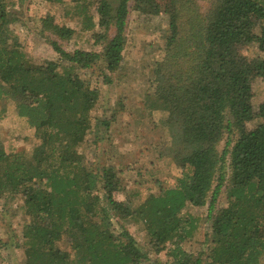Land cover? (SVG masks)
Segmentation results:
<instances>
[{
    "label": "trees",
    "instance_id": "obj_1",
    "mask_svg": "<svg viewBox=\"0 0 264 264\" xmlns=\"http://www.w3.org/2000/svg\"><path fill=\"white\" fill-rule=\"evenodd\" d=\"M197 1L69 0L62 24L42 20L56 56L36 61L9 27L24 23L28 4L0 0V122L10 105L38 139L29 155L0 143V207L16 201L11 214L28 219L22 264H264V101L251 103L264 58L239 53L249 42L264 51V0H208L206 11ZM133 9L168 14L171 35L144 73L131 70L142 125L161 140L128 179L103 141L120 109L93 113L99 83L121 68ZM90 31L97 50L57 40ZM97 65L101 82L80 76ZM166 157L179 169L171 185L154 165ZM150 184L157 189L142 194ZM5 247L0 240V264Z\"/></svg>",
    "mask_w": 264,
    "mask_h": 264
},
{
    "label": "rangeland",
    "instance_id": "obj_2",
    "mask_svg": "<svg viewBox=\"0 0 264 264\" xmlns=\"http://www.w3.org/2000/svg\"><path fill=\"white\" fill-rule=\"evenodd\" d=\"M69 0H25L24 5L28 4V13L24 16L23 24H10L18 36V41L23 45L28 54L36 61H42L56 56L55 51L49 44L47 37L51 34L44 31L42 28V20L44 17L52 18L58 24H62V11L66 8L65 3ZM200 9L206 11L210 5L208 0L197 1ZM71 4V1L69 2ZM25 10V7L23 8ZM94 11V9H93ZM30 16V18H28ZM171 18L168 14L150 15L147 12L139 10H131L128 16L126 27V43L122 52V64L117 74L111 73V80L107 84L100 85V101L94 109L96 117H102L108 106L112 105L120 109L116 117L117 121L112 126V132L103 135L104 146L108 150L107 158L113 163H121L127 168L124 175L130 179L137 167L142 162L155 160L157 150H160V145L157 139H160V134L157 130L147 131L142 123L144 120L140 116L138 108V97L135 89L136 73L132 71L145 72L146 63H149L152 58L162 53V47L168 42V37L171 35L170 27ZM71 25V24H69ZM96 29V28H95ZM93 32V31H92ZM92 32L82 33L80 36L73 35L69 40H58L60 45L67 51H72L74 48H82L85 50H97L98 47L94 44ZM239 53L247 59L260 55L264 58V51L258 49L257 44L249 42L239 48ZM95 66L93 69L82 70L80 76L92 81L101 82V71ZM97 83V82H96ZM251 103L253 109L256 110L257 105L264 101V76L254 77L251 80ZM3 104L0 102V107ZM255 119L247 122L248 128L254 125ZM0 143L6 150L24 151L27 155L31 153L32 148L38 143L35 131L27 127L24 119L17 117L13 111V107L6 106L5 114L0 122ZM81 148V149H80ZM87 160L90 162L95 157V150L85 151L84 147H80ZM154 165L161 168L158 174L161 178L166 179V184L171 185L175 177L179 174V169L170 162L168 157L162 160H156ZM143 187H146L145 185ZM140 189V187H139ZM155 185H149V188H143L142 194L150 191H155ZM120 199H125L119 193ZM129 198V197H128ZM130 199V198H129ZM222 199L220 197L217 202V208L222 207ZM131 200V199H130ZM135 201V200H134ZM128 203V200H124ZM133 202V200H132ZM20 203V202H19ZM18 203L11 202L3 209L0 207V240L6 243V247L2 249L4 260L2 264H22L23 254L20 244V219L27 221L20 214L12 215V207ZM129 204V203H128ZM11 206V208H10ZM205 205L201 207L187 206L183 209L191 214L201 215L205 210ZM10 208V209H9ZM205 226L203 221L202 227ZM130 232L133 235L141 234V231L129 226ZM146 239H141L144 242L146 249H149ZM151 259L162 260L161 255L152 253Z\"/></svg>",
    "mask_w": 264,
    "mask_h": 264
}]
</instances>
